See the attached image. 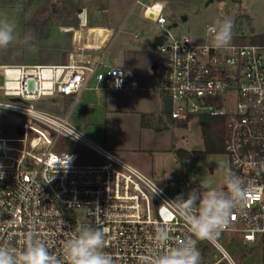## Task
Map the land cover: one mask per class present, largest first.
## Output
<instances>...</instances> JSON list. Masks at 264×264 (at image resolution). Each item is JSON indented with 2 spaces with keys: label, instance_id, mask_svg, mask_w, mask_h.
I'll list each match as a JSON object with an SVG mask.
<instances>
[{
  "label": "built area",
  "instance_id": "obj_1",
  "mask_svg": "<svg viewBox=\"0 0 264 264\" xmlns=\"http://www.w3.org/2000/svg\"><path fill=\"white\" fill-rule=\"evenodd\" d=\"M147 17L166 30L164 6L145 7ZM77 26L62 29L85 33L86 46L99 49L93 62L76 61L66 53L49 65H8L0 68V247L20 250L29 232L62 255L65 240L78 225L105 230L104 251L117 264H138L153 248L156 225L167 224L183 240L187 226L175 212L174 200L195 185L179 180L162 187L137 167L93 143L82 128L37 105L43 98L72 96L86 89L140 88L128 81L122 67L105 66L104 44H88L87 13L78 10ZM85 30V31H83ZM211 34V33H210ZM100 44L101 46H99ZM165 56V76L159 89L169 96L171 117H225V155L229 170L243 178L244 201L226 229L254 243L264 236V43H233L225 48L172 37L158 47ZM70 55V56H69ZM95 81L91 86L90 82ZM17 97L21 101L12 102ZM19 115L20 131L7 134L4 113ZM83 144L103 157L100 164H82L69 144ZM159 189L155 194L156 188ZM212 243L231 264V256L216 239Z\"/></svg>",
  "mask_w": 264,
  "mask_h": 264
},
{
  "label": "rangeland",
  "instance_id": "obj_2",
  "mask_svg": "<svg viewBox=\"0 0 264 264\" xmlns=\"http://www.w3.org/2000/svg\"><path fill=\"white\" fill-rule=\"evenodd\" d=\"M74 2L80 10L87 13L89 24L117 27V33L104 59L105 66L127 65L132 62L137 72L135 78L140 74V79L146 81L150 78L155 86H158L165 76L166 58L159 48L152 46L154 33L160 32L161 28L145 15L147 5L155 2L163 4L166 26H170L172 37L188 35L197 43L212 44V34L208 32V28L213 26L217 19L233 21L230 44L249 43L254 35L264 36V0H74ZM61 4L62 0H0V16L7 15L10 19H15L18 24L17 30L21 34L28 32L34 37L32 47L13 44L5 50H0V68L3 64L9 63L42 65L41 62L44 61L50 64L55 62L63 47L67 45L65 38L71 39V34L66 36L61 33L64 26L71 25H62L57 17L50 14L51 9L55 10ZM33 20L47 22L43 26L41 39H37L35 28L28 25ZM174 23H177V26H173ZM89 30H93L97 34L96 39L101 41L104 38L108 39L112 34L110 29L103 27L94 29L91 27ZM154 65L158 68L156 73L153 70ZM37 105L59 115H67L71 111L70 122L81 128L84 110L80 101L71 103L60 97H52L39 100ZM3 116L7 134L20 131L22 118L19 115L5 112ZM199 117L200 115H194L187 127L173 128L177 148L193 152L194 159L180 160L176 153H172L168 161L160 166L166 171L165 176L170 179L171 185H176L179 180L192 184L206 181L210 187L219 189L223 186V177L227 172V156L225 153L205 152ZM84 133L91 138L87 132ZM69 148L76 151L82 164L103 162L100 154L83 144L70 143ZM159 185L168 187L164 182ZM235 236L237 235L222 231L216 238L235 264H264V236L254 243L242 242L240 245L235 242ZM197 247L201 259L203 254L205 255L204 264H231L209 241H201Z\"/></svg>",
  "mask_w": 264,
  "mask_h": 264
},
{
  "label": "clouds",
  "instance_id": "obj_3",
  "mask_svg": "<svg viewBox=\"0 0 264 264\" xmlns=\"http://www.w3.org/2000/svg\"><path fill=\"white\" fill-rule=\"evenodd\" d=\"M233 21L217 19L208 28L212 44L216 48L228 47L232 40ZM15 19L0 16V50L13 44L32 47L31 33L21 34ZM158 193L159 189L155 185ZM247 188L242 177L230 170L223 177L221 188L210 187L200 181L199 187L174 200L175 212L187 226L183 240L169 247L175 238L167 224L156 225L152 236L153 248L147 255L138 257V264H201L197 247L201 241H214L228 227L234 210L245 199ZM20 250L0 247V264H117L112 255L104 251L105 230L91 225H78L64 242L62 255L49 250L44 240L29 232L22 241Z\"/></svg>",
  "mask_w": 264,
  "mask_h": 264
},
{
  "label": "crops",
  "instance_id": "obj_4",
  "mask_svg": "<svg viewBox=\"0 0 264 264\" xmlns=\"http://www.w3.org/2000/svg\"><path fill=\"white\" fill-rule=\"evenodd\" d=\"M88 25L91 26L92 29H94V27L110 29L112 31V36L108 41L109 45L117 33V27L114 25H91L89 24V20ZM61 33L66 36H70L71 34V39L65 38L67 45L63 47L64 49L59 53L56 60L68 52L74 55L76 61L93 62L97 58L99 49L97 46L93 48H88L86 46L84 32H76V39V34L71 31L66 32L65 30H61ZM102 33L103 32H101V34ZM86 34L88 36V44H104L107 41V38H104L102 41L100 39L97 40V34H95L93 30H89ZM154 34L155 36L157 35L156 32ZM98 45L101 46L100 44ZM108 50L103 57V61ZM41 63L42 65L50 64L45 61ZM8 65L34 64L9 63L3 64L2 66ZM112 67H122L126 72V79L128 81L137 80L140 84V88L116 89L101 87L97 89H86L81 92L77 102L72 96L63 97L55 95L46 98L60 97L71 103L72 101L74 103L80 101L84 110L82 112L81 128L91 137L89 138L86 136L90 141L137 167L158 184L164 182L165 186L169 187L171 181L165 176L166 171L162 169L160 165L168 161L170 155L176 153V150H178L175 144L173 128L179 127L177 123L181 120H175L171 117V113L166 114L164 112V92L160 91V84L158 86L153 85L150 78L146 81L142 80L139 78L141 76L140 74L135 78L137 72L132 62L127 63V65L120 64ZM157 70L158 68L156 67V72ZM92 82H94V84H92ZM90 85H95V81H91ZM70 113L67 115H70ZM193 117L184 120L187 121V125ZM226 166L228 172V160ZM194 185L195 188L199 187L198 183H194Z\"/></svg>",
  "mask_w": 264,
  "mask_h": 264
},
{
  "label": "trees",
  "instance_id": "obj_5",
  "mask_svg": "<svg viewBox=\"0 0 264 264\" xmlns=\"http://www.w3.org/2000/svg\"><path fill=\"white\" fill-rule=\"evenodd\" d=\"M80 10L76 6L74 0H62V4L56 9H51V16H55L59 19L62 25L77 26V18L75 13ZM46 21H30L28 25H32L36 30L37 39L43 38V26L46 25ZM250 43H264L263 35H254L250 38ZM164 101V112L170 114L172 111V102L167 94L163 95ZM194 115L189 116V118ZM188 118V119H189ZM200 127L203 137V142L205 145V152L207 153H225V142H226V123L227 119L225 117H211L208 115H200L199 117ZM179 127H186L187 121H181L177 123ZM176 155L182 160H192L193 152H189L184 149L176 150ZM235 242L239 245L243 242V239L239 236L234 237ZM205 255L203 254L201 259V264L205 262Z\"/></svg>",
  "mask_w": 264,
  "mask_h": 264
},
{
  "label": "water",
  "instance_id": "obj_6",
  "mask_svg": "<svg viewBox=\"0 0 264 264\" xmlns=\"http://www.w3.org/2000/svg\"><path fill=\"white\" fill-rule=\"evenodd\" d=\"M173 26H177V23H174ZM167 29H170V26H167ZM167 29L166 30H160V32L157 33V35L154 37L152 46L154 48H158L159 46L163 45L167 39ZM154 72H156V66H153ZM12 102H19L21 101L19 98L14 97L10 99Z\"/></svg>",
  "mask_w": 264,
  "mask_h": 264
}]
</instances>
